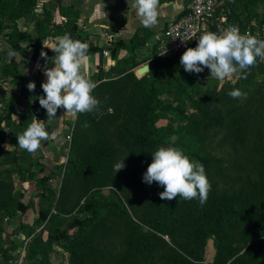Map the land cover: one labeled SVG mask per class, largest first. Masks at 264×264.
<instances>
[{
	"label": "trees",
	"instance_id": "1",
	"mask_svg": "<svg viewBox=\"0 0 264 264\" xmlns=\"http://www.w3.org/2000/svg\"><path fill=\"white\" fill-rule=\"evenodd\" d=\"M43 1L0 0V35L7 37L14 52L24 60L33 48L36 61L44 50L42 41L65 33L88 45L89 37L78 30L76 9L61 8L66 21L54 24V4L43 5L37 12ZM230 1L221 0L218 8L228 24L246 20L264 26V0ZM29 18L36 20L34 31H22L18 22ZM151 38L147 29H139L130 44L118 41L108 48L115 63L107 70L100 64L92 75L97 83L92 94L99 105L76 115L58 192L46 187L49 177H43L41 208L34 222L38 227L21 221L13 227L12 236L24 232L30 237L45 225L33 236L30 260L40 264L44 259L49 264L50 253L60 246L69 254L68 263L63 264H264V65L258 57L235 83L201 90L197 84L203 81L206 68L199 74L185 71L180 63L183 54L158 58L156 43L147 46ZM104 50L88 45L87 55H103ZM122 51L127 54L121 57ZM146 63L149 73L138 78L134 70ZM1 75L3 80H14L11 83L19 87L20 99L30 105V113L15 109L19 119L14 123L18 132L12 135L13 149L0 146V217L11 221L30 209L17 191L15 177L26 181L29 175V181L39 186L35 177L44 172L43 167L33 171L36 163L19 147L16 136L33 116L46 126L48 115L36 99L45 95L41 74L29 78L17 63L9 62L2 65ZM195 80L199 81L195 84ZM169 81L178 85L180 93L193 91V98L188 96L191 113L168 97L171 91L164 85ZM30 82H35V91H29ZM234 89L246 92L247 98L230 97ZM12 112L0 117V127L12 120ZM162 120L170 128L177 124L184 139L165 137ZM2 132L0 128V141ZM161 146L178 147L204 166L211 185L204 205L198 199L162 200L164 188L144 182L151 154ZM122 161L125 167L117 173L114 165ZM104 188H111L107 197ZM78 209L79 217L70 218ZM2 219L0 264H13L11 251L16 245H6ZM210 240L215 249L211 263L206 260Z\"/></svg>",
	"mask_w": 264,
	"mask_h": 264
},
{
	"label": "clouds",
	"instance_id": "2",
	"mask_svg": "<svg viewBox=\"0 0 264 264\" xmlns=\"http://www.w3.org/2000/svg\"><path fill=\"white\" fill-rule=\"evenodd\" d=\"M158 3L159 0H133L135 18L144 27L150 28L158 23ZM54 40L52 44L42 41L44 47L54 52L55 56L50 58L47 52H41V57L46 61L42 70L47 81L41 85L45 95L36 99L46 109L48 120L56 118L61 108L64 110L62 117L94 111L99 105V100L92 94L97 85L81 73L88 59V45L72 39L70 33L56 36ZM9 56L13 58L16 53L10 52ZM258 57L264 58V39L250 33L241 34L237 26L230 25L222 33H203L197 47L188 48L180 63L189 73L199 74L207 68L211 78L223 81L238 71L246 72ZM48 63L53 66L48 67ZM242 78L247 77L244 75ZM27 87L29 91H35L36 84L30 82ZM228 95L233 99L247 98V93L240 89H234ZM84 126L89 125L86 123ZM49 136L45 121L33 116L27 128L16 137L21 149L35 153ZM151 155L152 163L143 179L148 184L157 182L164 188L160 193L162 200L180 197L185 200L198 199L200 205L207 202L211 185L202 164L193 161L178 147L161 146ZM124 167V161L114 165L117 173Z\"/></svg>",
	"mask_w": 264,
	"mask_h": 264
},
{
	"label": "rangeland",
	"instance_id": "3",
	"mask_svg": "<svg viewBox=\"0 0 264 264\" xmlns=\"http://www.w3.org/2000/svg\"><path fill=\"white\" fill-rule=\"evenodd\" d=\"M231 3V1H230ZM219 17H221L222 20L226 21L227 18L225 14L222 11H218ZM254 27V31L251 30V27ZM239 27L241 29V32L244 33L248 30H251V34L253 36H256L258 39L264 38V26H260L259 24H256L255 21H252L250 24H247L246 20L241 21V24H239ZM0 41H2L0 39ZM198 42L195 43L197 45ZM4 63H9V61L4 60L3 58H0V117L3 115H6L10 109L13 110L12 112V120L11 121H4L1 125V129L3 130V139L0 141L1 148H4L6 150H12L13 149V141H12V135L16 134L18 132V128L14 126V123L19 119V116L15 113V109H18L19 112L23 113H30V111H27L30 108V105L23 100L20 99L19 96V87H15L13 82L14 80L9 79L8 81L3 80L1 75V67ZM12 63V62H10ZM259 63L264 65V58H259ZM111 65V64H110ZM145 65H149L148 63L138 67L135 69V75L140 76L137 74V70L144 67ZM179 65V64H177ZM109 66V65H108ZM96 73V72H95ZM94 73V74H95ZM241 71H238L237 73L233 74L230 77H227L225 80L220 81L216 78H211L210 70L206 68V71L203 74V81L198 82L197 86L201 88V90H205L206 88L214 87V86H222L226 83H235L238 79L239 74ZM93 74V75H94ZM38 76V75H37ZM86 76V75H85ZM32 77H36L32 76ZM29 77V78H32ZM92 77V76H91ZM91 77L86 78L91 80ZM142 77V76H140ZM259 80L262 79V76H259ZM44 80V79H43ZM199 81V80H197ZM196 80L194 83L196 84ZM182 84H186L182 80ZM164 87L167 90H170L171 93L168 92V97L175 101L178 105L182 106L186 112L191 113L190 108V99L188 96H191L193 98V91L189 90L188 93H183L179 91L178 85L174 81H169L168 85H164ZM13 106H15L13 108ZM41 107V105L39 106ZM76 119V115L70 116L69 120L65 122V128L64 130L56 133H52L51 130H54V126L52 129L49 126V121L46 123V129L49 131L50 136L47 141L42 142V146L40 149H38L35 153H30V158L34 163H36L33 167V171H38L41 167L44 168V172L40 174L38 172L37 176L35 177L36 182L39 186H36L33 184V181H29V175L26 176V181L20 180L19 177H15L16 184H17V191L22 194L23 202L30 205V209L25 213L24 215L19 214L14 220L8 221V218L5 217V219L0 217V220L2 219V222H4L3 226L5 227V231L3 233V238L5 239L7 246L16 245V250L11 251V255L14 258L13 264H38L35 260L29 259V249L31 247V242L33 240L34 235H38L43 228H45V225L39 226L40 228L36 231L35 234H33L30 237H26L24 232H21L19 235L12 236V233L14 231L13 227H16L19 225V221L24 222L30 227H38L35 225V220L39 217V210L41 208V199L39 197V191H41L43 183L41 182L43 177H49L48 182L46 183V187L58 192L59 187L62 182L63 172L66 168V165L68 163V159L70 157V149H71V141H72V127L74 124V121ZM11 123V124H9ZM160 127L162 134L165 137H170L173 140L175 139H184L183 134H179L177 124L174 125L173 128H170L168 124L165 121H160ZM40 187V189H39ZM111 188H104L102 190L105 197L109 195V191ZM83 203V202H82ZM80 209L76 210L74 213L70 215V218L79 217ZM130 211V210H129ZM131 213V211H130ZM132 214V213H131ZM133 216V215H132ZM133 219L139 223V221L133 216ZM44 238H47V233H44ZM167 241H169L168 237H165ZM11 243H13L11 245ZM215 255V249L213 241L210 240L207 246V253H206V260L207 262L211 263L214 259ZM42 259V257H40ZM69 260V254L64 250L63 247L55 246L53 251L50 253L49 256V264H63L68 263ZM44 259L40 262V264H45Z\"/></svg>",
	"mask_w": 264,
	"mask_h": 264
},
{
	"label": "crops",
	"instance_id": "4",
	"mask_svg": "<svg viewBox=\"0 0 264 264\" xmlns=\"http://www.w3.org/2000/svg\"><path fill=\"white\" fill-rule=\"evenodd\" d=\"M50 3L56 6L53 12L54 24L65 23L66 21V17L61 13V8L70 7L76 9L80 13L77 24L78 30L82 36L89 37V47L99 46L105 49L103 55L100 53L87 55L88 59L83 64L81 73L90 78L97 71L100 64L107 70L115 63V59L108 48L115 46L118 41L130 44L131 39L139 29H147L152 34L151 41L147 46L149 44L150 46L155 45V37L162 35L167 24L179 17L182 9L187 4V0H159L158 23L150 28L144 27L135 18V9L132 7L133 0H44L37 12L40 13L43 5ZM127 22L128 26L126 28ZM18 26L22 31L33 32L36 27V20L31 18L22 19L18 22ZM54 38L49 37L46 42L52 44L55 42ZM0 39L2 40L0 41V58L17 63L23 74L27 77L41 74L44 81H47V77L42 70L46 61L41 57V52L36 61L32 60L34 54L33 48L29 49L24 60L19 52H15L16 56L12 58L9 56V53L14 51L8 44L7 37L0 35ZM46 50L50 51L48 55L50 58L55 56L54 52L44 47L43 51L46 52ZM106 51L107 55H105ZM126 54V51H122L121 57ZM51 66L53 65L48 63V67ZM63 114L64 110L61 108L57 111L56 118L48 120L49 126L52 129L56 127L54 130H51L52 133L60 132L66 127L65 122L69 120L70 116L62 117Z\"/></svg>",
	"mask_w": 264,
	"mask_h": 264
},
{
	"label": "built area",
	"instance_id": "5",
	"mask_svg": "<svg viewBox=\"0 0 264 264\" xmlns=\"http://www.w3.org/2000/svg\"><path fill=\"white\" fill-rule=\"evenodd\" d=\"M231 3L234 1L232 0ZM221 4V0H187L186 6L181 11L184 14L181 13L182 15L169 22L162 35L155 37L158 48L157 57L174 59L182 55L191 48L192 44L198 42L203 33L208 31L222 33L224 29L232 25L237 26L241 32L239 25L228 24L218 16V8ZM244 33L251 34V30ZM244 33L241 32V34ZM107 54L106 51L105 55Z\"/></svg>",
	"mask_w": 264,
	"mask_h": 264
},
{
	"label": "water",
	"instance_id": "6",
	"mask_svg": "<svg viewBox=\"0 0 264 264\" xmlns=\"http://www.w3.org/2000/svg\"><path fill=\"white\" fill-rule=\"evenodd\" d=\"M150 71V65H145L144 67L137 70V74L140 76H145Z\"/></svg>",
	"mask_w": 264,
	"mask_h": 264
}]
</instances>
